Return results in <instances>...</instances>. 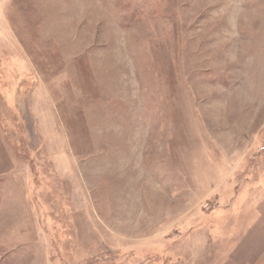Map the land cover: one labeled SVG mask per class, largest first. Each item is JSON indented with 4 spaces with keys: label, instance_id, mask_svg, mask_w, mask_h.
<instances>
[{
    "label": "rangeland",
    "instance_id": "374dc122",
    "mask_svg": "<svg viewBox=\"0 0 264 264\" xmlns=\"http://www.w3.org/2000/svg\"><path fill=\"white\" fill-rule=\"evenodd\" d=\"M0 264H264V0H0Z\"/></svg>",
    "mask_w": 264,
    "mask_h": 264
}]
</instances>
